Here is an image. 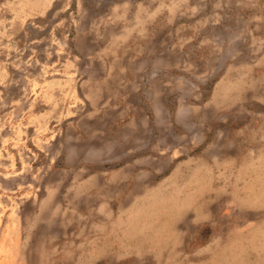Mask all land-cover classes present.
<instances>
[{"label":"rangeland","instance_id":"1","mask_svg":"<svg viewBox=\"0 0 264 264\" xmlns=\"http://www.w3.org/2000/svg\"><path fill=\"white\" fill-rule=\"evenodd\" d=\"M0 264H264V0H0Z\"/></svg>","mask_w":264,"mask_h":264}]
</instances>
